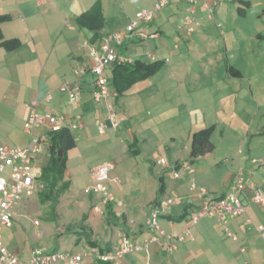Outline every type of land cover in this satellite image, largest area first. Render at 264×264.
<instances>
[{
    "label": "rangeland",
    "instance_id": "374dc122",
    "mask_svg": "<svg viewBox=\"0 0 264 264\" xmlns=\"http://www.w3.org/2000/svg\"><path fill=\"white\" fill-rule=\"evenodd\" d=\"M98 1L104 18L103 37L118 33L135 20L139 10H153L157 3V0ZM214 1L216 6L208 18V13L203 15L198 10L201 2L196 5L195 14H188L185 1L169 0L155 13L153 25L144 30L147 35H155L160 29L163 35L157 34L156 39L145 40L140 45H129L126 51L122 49L126 57L144 62H150L148 54L154 53L157 59L165 61L164 68L117 96L118 104L113 106L117 129L108 128L104 134H99L96 127L85 122L82 132L73 130L77 148L68 154L65 176L70 183L68 190L54 205H41L36 193L22 194L13 209L11 227L1 232L2 243L10 254L28 264L27 249L30 253L36 247L47 251L56 247L59 252L80 254L83 258L79 264H93L98 247H89L83 239L76 244V237L64 230L78 223L84 214L101 248L107 244L117 245L119 237L123 236L121 229L126 227L121 224L124 220L136 223L134 229L129 227L131 225L126 227L128 232L129 229L137 231L139 225L143 227L135 239L143 242L153 235L146 226L152 208L148 202L157 193L159 177L164 178L166 197L173 202L177 195L190 196L199 188L217 193L222 190L224 177L237 170L241 157L248 160L264 155V0H250L245 16L237 14L236 0ZM96 2L0 0V15L10 17L9 21L0 23V34L4 39L16 38L22 43L13 52L0 49V145L10 148L28 145L30 136L25 133L23 124L29 116L28 113L25 118V104L32 97L31 88L36 91L45 81L53 98L52 105L56 102L67 105L68 95L60 88L64 82L79 81L71 70L73 57L88 55L89 47L93 46L89 41L91 33L78 28L74 19ZM193 18H197L198 27L193 26L188 37L184 21ZM85 42L87 47L83 46ZM227 64L241 73L240 80L226 79ZM89 78L92 76L85 80ZM178 90L180 94L175 93ZM231 92L236 94L232 99ZM115 99L109 102L112 104ZM104 108L101 102L96 111L101 121L106 120ZM211 125L216 126L210 139L214 150L191 165L195 171L194 190L191 189L193 176L185 177L187 174L180 168L175 180L171 163L176 159L188 163L192 133ZM133 136L138 143L132 145L131 150L138 149L137 156L128 150ZM37 157L35 168L48 160L45 151ZM159 159L165 166L156 164ZM105 163H113L114 167L101 184L113 198L110 204L113 210L121 214L119 221L114 220L118 228L113 226L112 231L104 223L105 214H95L93 210L95 205H100V197L86 192L91 186L88 169ZM8 174L7 168L4 176ZM248 178L245 174V187ZM233 180L234 176L226 193ZM117 203L123 205V214L117 209ZM166 208L167 214H176L177 209L166 211ZM209 219L214 221L207 217L193 225L188 217L179 229L175 228L184 239L178 243V251L166 257H161L151 246L148 254L145 251L127 254L112 264L264 263V243L258 235H252L253 247L260 252L256 259L250 254H240L239 242L227 238L222 225L216 226L212 221L215 229L209 226ZM261 222L264 223V219ZM158 226L169 235L174 233L168 229V220L159 217ZM208 232H214L212 240L204 237Z\"/></svg>",
    "mask_w": 264,
    "mask_h": 264
},
{
    "label": "built area",
    "instance_id": "2783aa9c",
    "mask_svg": "<svg viewBox=\"0 0 264 264\" xmlns=\"http://www.w3.org/2000/svg\"><path fill=\"white\" fill-rule=\"evenodd\" d=\"M186 3L194 6L197 0H183ZM168 0H158L153 10L142 9L135 15V20L126 28V32L107 36L106 41L99 45L89 47V57L91 61L90 72L95 77V91L94 99L98 102H103L106 108L107 125L104 122H96V128L99 133H104L108 128L117 129L118 122L113 106L109 102L111 96L108 88L105 70L115 62H131L130 59L120 55L116 50L110 46L109 42H113L115 46L122 45L126 37L135 30L140 23H150L155 18V13L165 7ZM191 23V22H190ZM190 23L185 21L184 26L189 34L192 29ZM154 34L150 36H142L140 38H154ZM87 47V42L84 43ZM153 59V57H152ZM85 67L80 66L74 70L76 76L84 75ZM61 91L67 93L68 103H75L80 97V89L72 84L64 83L60 88ZM47 102L51 100V96H46ZM37 101L30 104V112L27 121L24 124V131L30 136V141L27 146L23 148H10L5 145H0V264H23L18 257L10 254L2 243V230H5L12 225L13 209L21 201L22 194L31 195L37 193L42 189V184L38 182L39 171L33 166L34 158L40 155L46 147V139L48 133L58 132L66 128L69 130L81 128V124L69 125L64 122L63 117L53 115L46 112L39 114L37 112ZM39 129L41 132L37 133ZM158 164L165 166V162L159 159ZM182 169L186 171L188 176L194 175V170L188 164H183ZM9 169L7 177L4 176L6 169ZM112 168L111 165L105 164L96 167L89 171L91 186L86 190L88 194H95L100 197V205L95 206L93 210L96 213H101L103 208L110 203H113V198L109 195L101 182L107 178L108 172ZM175 179L178 178V172L174 171ZM193 181V180H192ZM191 189H196L194 183ZM198 198L201 199L200 205L192 209L189 213L190 220L193 225L197 224L204 218L216 219L224 229L225 234L235 240V236L227 229V224L235 220L245 210V203L258 206L264 213V190L255 188L246 191L244 184V174L239 173L234 176L232 186L229 192L222 197L211 196L206 189L199 188L197 193ZM171 205V201L161 202L159 206H154L147 220V228L152 231L153 235L143 242H137L132 238L122 236L118 242L119 248L113 253L105 255L100 258L102 261H116L120 260L124 255L131 253H138L145 251L147 253L148 247L152 244H159L166 247L168 251H174L179 242H183L184 237H175L172 234H167L158 226L159 215L163 209ZM119 208L122 207L120 203L117 204ZM171 225V222H168ZM37 222H35V225ZM134 225L135 223H129ZM264 240L263 227L257 228ZM161 238V239H160ZM162 240V241H161ZM46 249L36 248L32 251L28 264H79L82 256L67 253H51L46 254ZM150 264V263H146Z\"/></svg>",
    "mask_w": 264,
    "mask_h": 264
},
{
    "label": "crops",
    "instance_id": "0c3cea01",
    "mask_svg": "<svg viewBox=\"0 0 264 264\" xmlns=\"http://www.w3.org/2000/svg\"><path fill=\"white\" fill-rule=\"evenodd\" d=\"M198 2H201V5L198 6L199 7L198 10H200V13L203 14V15L208 13V18H211L212 11H213V9L216 6L214 0H198L194 6H190L188 4L187 5L188 7L187 6L185 7V11L188 14H195L196 13V8L195 7L198 4ZM154 7H155V4H154L153 8ZM23 8L21 7V11H24ZM196 20H197V18H196ZM196 20L193 18L192 20L189 21V23L191 22L190 23V28L192 30H193V26L198 27V21H196ZM153 21H151L150 23H140V24H138V27L135 30V32L133 33V35L130 36V38L127 39V41H125L123 43V45L120 46V48L117 49V51L120 52V53H122V55H124L123 52H122V49H124V51H126L128 49V47H129V45H134V44L140 45L143 41H141L139 39V37H141V35L142 36H146L147 35L144 32V30L146 28H148L149 25L152 26L153 25ZM184 23H185V21H184ZM127 26H128V24H127ZM126 27H124L118 33H122L125 30ZM157 34H158V36H159V34L160 35H163V32L159 29V31H157L155 33V36H154L155 38H153V40L157 38L156 37ZM147 36H150V35H147ZM188 37H190V36H188ZM104 40H105V37H104ZM109 44L114 49L116 48L113 42H109ZM86 54H88V52ZM137 59H139V58H137ZM133 60H136V58H133ZM139 60H141V59H139ZM162 61H164V60H162ZM73 63H74V66H73L74 68L71 66V70L72 69H76V68H78L80 66H83L86 69V73L84 75H81L79 77L75 76L76 79L79 80V81H73L74 83H72V85L80 88V97H79L78 102L75 103V106L74 105H70L68 103H65V104H67L66 106H61L62 104H58L57 102H56V104L52 105L53 98H52V95L51 94H50L51 95V100L49 102H47V100L45 99V97H46L47 94H49V89L47 87L48 84H46V82L43 81V84L40 83V85L38 86V89L36 91H34L32 88L30 89V91L32 92V97L25 104V108H26V117L25 118H27L28 113L30 112V104L33 101H37V104L38 105H37V108L36 109H37V112L39 114H43L45 112H52L54 114L63 115L64 122H66V123H70V124L71 123H73V124L74 123H79V124H82V127L77 129V130H81L80 132H82V128L83 129L85 128V122L88 123L87 125L90 124V126L92 128H95L94 125H95L96 121H99V120L101 121V119H102V118L99 119L98 116H96V114H97L96 111L99 108V103H101V102H96L94 100V98H93L94 89H95L94 88V76L90 72L91 61H90L89 55H77V56H74L73 57ZM229 66L227 64V66L225 67V69H226V79H229L230 80L231 78H234V79L240 80L241 77H242L241 73H240V75H237V76H235V73L234 72H233L234 74L233 73L232 74L229 73V71H228ZM163 68H164V66L162 67V69ZM106 73L110 77V75H109L110 74L109 67L107 68ZM87 76H92V79L89 78L88 80H85V77H87ZM173 77L175 78V74H173ZM177 82L179 84H181V81L178 78H177ZM108 85H109V80H108ZM109 89H110V93H111V98H109V99H112V98L115 99V97H116L117 99H115V102H113L112 104H113V106H114V104L117 105L118 104V101L117 100L119 98L117 97L116 93H114V91H113V89L111 88L110 85H109ZM165 91H167V90H165ZM175 93L180 94V91L178 90ZM229 95H230L229 97L231 99L234 98V96H236V94H234L232 92L229 93ZM184 97H185V95H184ZM180 98H181V96H180ZM123 101H125V100H123ZM116 105H115V107H116ZM185 106L186 105L184 104V107L183 108H186L187 107V106L186 107ZM61 109L64 110L65 112L64 113L63 112H60ZM94 113H95V115H94ZM103 121L106 124H108L107 116H106V120L104 119ZM25 122H26V120L24 121V123ZM23 126H24V124H23ZM133 143H136V145L138 143V140H137V138L135 136H133L132 139H131V144H133ZM131 144L128 145V150L130 149L129 146ZM21 148H23V147H21ZM134 150H136V148ZM138 153H139V151H138ZM188 160H189V157H188ZM158 161L156 162L157 165H159L158 164ZM261 161H263V164L260 163ZM175 163H178V164H182V163L183 164H187V163H185V161L182 162V160H179V159L177 160L176 159V160H174L171 163V167H173L175 165ZM105 164H110L112 166V168L114 167L113 163H105ZM105 164L93 165V167H90L88 170L90 171V170H92V169H94L96 167H99V166L105 165ZM66 170H67V165H66ZM184 172L186 173V171H184ZM239 172H244L245 174H248V176H249L248 181L246 182V191H250V190L255 189V188H258V187L259 188H262L264 190V155H263V156H258V158H255V159L249 158L248 160L246 158L241 157L240 158V163H239V166H238L237 170L235 172H233V173H228L224 177V179L222 181V185H223L222 186V190L221 191H218L217 193L209 192L208 191L209 194L211 196H214V197H222L227 192V188H228L229 183L231 182L232 177L234 175H236L235 173L238 174ZM194 174H195V171H194ZM65 176H66V173H65ZM187 176L188 175H185V177H187ZM193 181H194V175H193ZM192 183L195 184V182H192ZM192 183H191V185H192ZM158 188H159V185H158ZM165 192H166V190H165ZM165 192L162 194V196H159L158 190H157L156 195L153 196V198L149 199L148 205L151 206V205H153L154 201H158V200L171 201V205L166 208V211H167V209H169V210L170 209L171 210L172 209L173 210L174 209H177V210H174V213H176V214L169 215V214H167L165 212V217H161V219L162 220H168L167 219L168 217H171L173 219L174 218H178V220L176 222L174 220L172 221L173 225H169L168 226V229L170 230V232H174V233H172L173 236H179L181 234H179V231L177 229H175V228H178L179 229V227L182 224V222L185 221L186 219H188V217H189V211H191V209L196 208V206L200 205L201 199L198 198V196H197L198 191H197V193H191L190 196L188 195V196H183V197L177 195V193H176L177 197H176V200L174 199V202H173L172 201L173 199H171L170 197H166L167 194ZM245 204L246 205H245V211H244V213H242L235 220L230 221L227 224V229L233 235H235V238L236 239L235 240L232 239V241L239 242L238 247H239V253L240 254H242V255L250 254L252 256V258L258 259L259 258V255H260L259 254L260 252H259V250L255 249L253 247V244H255V242L252 241V235H258L259 238L262 240L261 242L264 243L263 239L261 238V236H260V234L258 233V230H257V227H260V226H262L264 228V223L261 222V220L264 219V213L256 205L247 204L246 202H245ZM114 212H115V210H114ZM115 214H118V213H115ZM182 215H185L184 218L183 219L181 218L179 220V218ZM95 218H96V216L93 217V220ZM212 219H214V218H212ZM189 220H190V217H189ZM212 221L213 220L210 221V219H209L208 223H209V226L211 225L213 227V229H215L214 224L216 226L219 225L221 227V224L216 219H214V221H213L214 224L212 223ZM88 222L89 221H88V218H87L86 224L88 225L89 228H91L92 225L91 224L89 225ZM104 223H105V220H104ZM121 224H124V227L125 226L128 227V225H127V223L125 221L123 223H121ZM135 226L132 227L131 229H134ZM126 227H125V229H121V230L124 233H126L127 235H129L133 240L137 239V237L142 233V229H143V227L141 228V225H139L137 231L136 230L131 231V229H129V232H128V231H126V229H127ZM222 227H221V229H222V232L224 234L225 232H224V229ZM116 228H118V226H116ZM109 229H110V231H112L113 228L111 226H109ZM144 230H145V228H144ZM187 230H189V229H187ZM203 232L206 233L204 230H203ZM252 232H254L255 234H252ZM204 235H205L204 237H207L208 236L209 239L212 240L213 239L212 235L214 236V232L212 234H211V232H208L207 235L206 234H204ZM226 237L229 238L227 235H226ZM116 246L117 245H111L110 244V247L111 248L113 247L112 250H114L115 249L114 247H116ZM151 246H154L155 251L161 257H166V256H168L167 254L174 253V252L178 251V244H177L176 249L174 251H168L166 249V247H163V246H161L159 244H152V245H150L148 247L147 252H149ZM33 250H34V248H32L30 250V253H29V249H27L26 250V253L29 254V256H30ZM198 251H200V250H198ZM95 259H98V257L96 256L94 258L93 264H95L94 263L96 261ZM20 261L23 263L22 260H20ZM119 261L120 260H118V262ZM121 264H125V263H121ZM262 264H264V263L262 262Z\"/></svg>",
    "mask_w": 264,
    "mask_h": 264
},
{
    "label": "trees",
    "instance_id": "16d2710c",
    "mask_svg": "<svg viewBox=\"0 0 264 264\" xmlns=\"http://www.w3.org/2000/svg\"><path fill=\"white\" fill-rule=\"evenodd\" d=\"M231 1V0H230ZM239 4L237 9V14L239 16H245L246 10L250 7V0H236ZM10 17L8 15H0V23H4L9 21ZM75 25L80 29H85L89 33H91V37L89 39L91 44H98L104 41V37L101 35V30L104 27V18L101 11L100 2H97L90 7L87 11L83 12L79 16L74 19ZM22 45L21 41L16 38L12 39H4L0 34V49H3L5 52H13L20 48ZM120 48L119 46H116ZM118 53V52H117ZM122 54V53H118ZM164 66V61L155 60L150 62H144L142 60L136 59L131 63L127 62H115L109 67L110 77L108 76V72L105 75L109 80V85L113 89L114 93L117 96L124 94L127 90H129L133 85L143 82L154 76L158 73L162 67ZM229 73H235V76L240 75V72L234 69L232 66L228 68ZM233 73V74H234ZM216 131V126L211 125L206 128H203L191 135L190 141V153L188 165H193L197 159L203 157L204 155L211 153L214 150V146L212 145L210 139L212 135ZM46 147L45 153L48 156V160L43 166L39 167V179L38 182L43 185L42 190L38 193V201L41 205L46 204H56L59 201V198L68 190L70 183L65 180L66 173V165L68 161V153L76 148L77 142L72 134L66 128L59 130L58 132L48 133L46 139ZM136 145L133 143L129 146V151H131L135 156H137L138 149L131 150V146ZM172 170L178 171L181 167V164L175 163ZM159 188L158 194L162 196V194L166 190V186L164 184V178H158ZM166 201V200H164ZM162 200L154 201L152 208L154 206H159ZM151 208V209H152ZM192 210V209H191ZM190 213V211H189ZM185 215H182L179 220L184 218ZM159 217H165V209L159 215ZM87 214H84L78 223L67 226L64 230L68 235H73L76 237V244L82 239L87 242L89 247L95 248L98 247L97 257H102L114 252V250L119 248L117 244L115 249L112 250L110 244L102 247L100 246L99 240L93 238V232L91 228L86 224ZM122 218L125 219L123 216ZM168 222L174 220L175 222L178 218L168 217ZM105 224L109 227L116 226L114 220H118L116 214L113 210L112 205L108 204L105 209ZM125 221V220H124ZM131 228V227H130ZM123 236L127 238H131L129 235L123 232ZM180 236V235H179ZM178 237V236H175ZM161 239V238H160ZM162 241V240H161ZM51 253H59L57 248L54 247L52 250L47 251L46 254ZM68 253V252H67ZM95 264H112L115 261H102L100 259H95Z\"/></svg>",
    "mask_w": 264,
    "mask_h": 264
},
{
    "label": "clouds",
    "instance_id": "9594fccd",
    "mask_svg": "<svg viewBox=\"0 0 264 264\" xmlns=\"http://www.w3.org/2000/svg\"><path fill=\"white\" fill-rule=\"evenodd\" d=\"M181 1H183V0H181ZM197 1H198V0H197ZM229 1H230V0H229ZM157 2H158V1H157ZM168 2H169V0H168ZM167 4H168V3H167ZM187 4H188V3H187ZM189 5H190V4H189ZM190 6H191V5H190ZM130 24H131V23H130ZM130 24H129V25H130ZM129 25H128V26H129ZM128 26H127V27H128ZM127 27H126V28H127ZM137 27H138V26H137ZM137 27L135 28V30L137 29ZM126 28H125V30H124L122 33L126 32ZM135 30L129 35V37H126V38H125V40L123 41V43H124L125 41H127V39H129L130 36L133 35V33L135 32ZM186 32H187V31H186ZM190 33H191V32H190ZM190 33L187 34V36H189ZM116 34H118V33H116ZM112 35H113V34H112ZM108 36H109V35H108ZM154 38H155V37H154ZM106 39H107V37H105V40H104V41H106ZM139 39H140L141 41H145V40H147V39H153V38H149V37H148V38H140V37H139ZM104 41H102V42H104ZM102 42H101V43H102ZM123 43H122V45H123ZM99 44H100V43H98V44H92V45H99ZM122 45H120V46H122ZM120 46H119V47H120ZM115 47H116V46H115ZM87 52H88V51H87ZM88 55H89V53H88ZM120 55H122V54H120ZM123 56H124V55H123ZM124 57H126V56H124ZM152 57H153V59H152ZM89 58H90V57H89ZM126 58L130 59L131 62L133 61V59H131V58H129V57H126ZM148 58L151 59V61L159 60V59H157V57H156V55H155L154 53H149V54H148ZM131 62H129V63H131ZM76 69H77V68H76ZM74 70H75V69H73V72H74ZM85 70H86V69H85ZM85 73H86V72H85ZM75 76H76V75H75ZM93 76H94V75H93ZM105 76H106V75H105ZM77 77H79V76H77ZM106 78H107V77H106ZM107 82H108V79H107ZM64 83H67V82H64ZM64 83H63V84H64ZM94 88H95V77H94ZM108 88H109V85H108ZM79 89H80V88H79ZM109 90H110V89H109ZM94 91H95V89H94ZM47 95H49V94H47ZM47 95H46V96H47ZM93 98H94V94H93ZM110 98H111V96H110ZM45 99H46V97H45ZM78 100H79V99H78ZM78 100H77L76 102H78ZM94 100H95V99H94ZM76 102H75V103H76ZM96 102H98V101H96ZM67 103H68V101H67ZM75 103H73V104H75ZM102 103H103V102H102ZM68 104H69V103H68ZM73 104H70V105H73ZM103 104H104V103H103ZM110 104H111V103H110ZM111 105H112V104H111ZM104 106H105V105H104ZM112 106H113V105H112ZM113 108H114V107H113ZM105 109H106V108H105ZM45 113H46V112H45ZM49 113H51V112H49ZM53 114H54V113H53ZM54 115H55V114H54ZM56 115L63 117V115H60V114H56ZM115 115H116V114H115ZM106 116H107V113H106ZM63 119H64V117H63ZM116 121H117V120H116ZM96 122H98V121H96ZM101 122H104V121H101ZM65 123H66V122H65ZM104 123H105V122H104ZM24 124H25V123H24ZM71 124H72V125H75V124H79V123H74V124L71 123ZM95 124H96V123H95ZM108 124H109V123H108ZM108 124H107V125H108ZM69 125H70V124H69ZM81 125H82V124H81ZM95 127H96V125H95ZM117 128H118V127H117ZM76 129H78V128H76ZM96 129H97V128H96ZM41 130H42V129H41ZM68 130H69V129H68ZM73 130H74V129L69 130V131H71L72 134H73ZM107 130H108V129H107ZM97 131H98V130H97ZM105 131H106V130H105ZM105 131H104V132H105ZM40 132H41V131H40ZM38 133H39V132H38ZM98 133H99V132H98ZM99 134H101V133H99ZM102 134H104V133H102ZM44 151H45V149L43 150V152H44ZM43 152H42L40 155H42ZM38 156H39V155H38ZM36 157H37V156H36ZM36 157L34 158V162H35ZM37 158H38V157H37ZM34 162H33V166H34V168H35ZM260 163L263 164V161H261ZM109 165H110V164H109ZM159 165H160V164H159ZM181 166H182V165H181ZM35 169L38 170V171L40 170V169H39V166L36 167ZM192 169H193V168H192ZM193 170H194V169H193ZM39 173H40V172H39ZM239 173H243V174L245 175L244 172H239ZM239 173H238V174H239ZM236 175H237V174H236ZM236 175H234V176H236ZM177 179H178V178H177ZM192 182H193V181H192ZM42 186H43V185H42ZM42 188H43V187H42ZM245 188H246V187H245ZM258 188H259V187H258ZM261 189H262V188H261ZM41 190H42V189H41ZM41 190H40V191H41ZM262 190H263V189H262ZM40 191H39V192H40ZM39 192H37L36 194H38ZM91 195H92V194H91ZM224 195H225V194H224ZM224 195H223V196H224ZM244 203H245V201H244ZM110 204H111V203H110ZM117 204H118V203H117ZM120 204H121V203H120ZM247 204H249V203H247ZM107 205H108V204H107ZM107 205H106V206H107ZM121 205H122V204H121ZM245 205H246V204H245ZM252 205H253V204H252ZM95 206H96V205H95ZM95 206H94V207H95ZM106 206L103 208V210H102L101 213H96V212L94 211L95 214H103V213H105ZM122 206H123V205H122ZM121 208H122V207H121ZM121 208H119V207L117 206V209H119V211L123 214V210H122ZM115 211H116V210H115ZM244 211H245V210H244ZM243 213H244V212H243ZM117 215H118V216H117ZM116 216H117V217H120L121 214H116ZM126 221H127V218H126ZM35 222H37V221H35ZM37 223H38V222H37ZM134 223H135V222H134ZM34 224H35V223H34ZM36 225H37V224H36ZM127 225L129 226L130 224L127 223ZM135 225H136V223H135L134 225L129 226V227L132 228V227H134ZM171 225H172V223H171ZM260 227H262V226H260ZM257 228H258V227H257ZM263 229H264V228H263ZM229 232H230V231H229ZM258 233H259V232H258ZM259 234H260V233H259ZM180 236H181V235H180ZM234 236H235V235H234ZM260 236H261V234H260ZM120 238H121V237H119V240H120ZM261 238H262V236H261ZM235 239H236V238H235ZM262 239H263V238H262ZM263 241H264V240H263ZM118 242H119V241H118ZM117 244H118V243H117ZM37 248H40V247H37ZM34 249H36V248H34ZM46 251H47V250H46ZM114 251H115V250H114ZM68 253H71V252H68ZM71 254H72V253H71ZM147 254H148V252H147ZM30 256H31V255H30ZM102 257H103V256H102ZM100 258H101V257L99 256L98 259H100ZM121 259H122V258H121ZM121 259H120V260H121ZM116 261H118V260H116ZM116 261H115V262H116ZM23 264H24V263H23Z\"/></svg>",
    "mask_w": 264,
    "mask_h": 264
}]
</instances>
